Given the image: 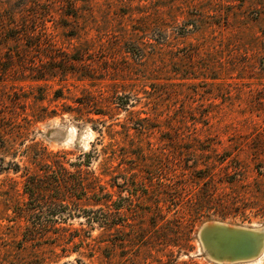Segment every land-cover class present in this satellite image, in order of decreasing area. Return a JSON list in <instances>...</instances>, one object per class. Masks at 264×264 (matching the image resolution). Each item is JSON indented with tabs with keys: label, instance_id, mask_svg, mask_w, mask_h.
<instances>
[{
	"label": "rangeland",
	"instance_id": "374dc122",
	"mask_svg": "<svg viewBox=\"0 0 264 264\" xmlns=\"http://www.w3.org/2000/svg\"><path fill=\"white\" fill-rule=\"evenodd\" d=\"M87 95L106 116L79 111ZM35 142L71 187L90 153L107 207L31 198L64 180L25 175ZM210 223L257 230L263 252L214 260ZM66 263L264 264V0H0V264Z\"/></svg>",
	"mask_w": 264,
	"mask_h": 264
},
{
	"label": "trees",
	"instance_id": "16d2710c",
	"mask_svg": "<svg viewBox=\"0 0 264 264\" xmlns=\"http://www.w3.org/2000/svg\"><path fill=\"white\" fill-rule=\"evenodd\" d=\"M63 70L66 69H61L59 66H51L48 68L50 78L54 77L56 74L59 72H64ZM59 92V90L56 91V94ZM61 95H56L55 98H60ZM120 99V98H118ZM121 100V99H120ZM77 102V101H76ZM80 107L79 111L82 110H94L92 111V114L104 117L106 116V112L102 111L101 109H96V104L97 102L93 99L91 95H87L85 97V101L81 102L79 101ZM119 106L124 108L126 105L124 103H119ZM81 109V110H80ZM88 112V111H87ZM34 116L33 121H39V120H45L50 117H53L56 115V111H50L47 113L45 109H40L36 111ZM43 113L44 115H41ZM80 114V113H79ZM19 117L18 113H14L7 119L9 121V129L15 130V133L11 132V135H8L7 140L15 141L23 139V134L27 133L28 130L25 128V126L21 125L20 123L17 122V119ZM90 120V119H89ZM91 121V120H90ZM141 121H147V119H141ZM26 123H29L28 121H25ZM93 122V120L91 121ZM27 125V124H26ZM142 129H147L146 126L144 125L141 127ZM21 130V131H20ZM22 156L27 157L28 160L31 162L30 165H34V170L30 166H25L23 167V171L25 175H32V172H42L44 174L43 178L45 179H52L57 178V180L64 179L62 182L63 184H58L55 188L57 191L63 189L62 193L57 194L55 197H48L44 199L45 195L42 194V190L46 189V185L42 186L41 183L38 184L37 182L34 183L31 186V190H28V186L25 185V191L31 198L34 197L33 199H37V201H41L44 203H51L52 201H59L61 205L63 206L64 203L66 206H68L70 203L75 206V209H79L81 205L86 206L88 202H91L88 205H97L100 207H107L108 205V200L105 198L104 201H99V199H96L98 193H102L104 190V186H102L99 182V177L94 176V172L90 171V164H91V159L92 156L90 153L88 154H82L78 157V161L76 163H73L72 166L75 167L73 174L75 175L74 180L76 181L75 186L71 187L66 180H68V176L70 175V171L65 167L66 162L64 161V157H62L59 153H51L46 150L43 146H41L39 143L35 142L32 143L28 148H26L24 151H22ZM105 165V164H104ZM17 169H19V165H15ZM108 168H102V174L101 175H106L108 176ZM55 176H52V175ZM28 176V177H29ZM88 177H93V182H90V184H86L85 180L88 179ZM33 179V177H31ZM61 183V182H60ZM74 190H78L79 196H75L73 194ZM29 191V193H28ZM74 196L77 200L76 202H72L69 199ZM91 196V197H90ZM97 200V201H96ZM94 201V203H92ZM82 203L81 205L79 203ZM64 208V207H63ZM25 211H23V214ZM34 214V213H33ZM23 215V216H24ZM26 216V215H25ZM66 264H72V263H66Z\"/></svg>",
	"mask_w": 264,
	"mask_h": 264
},
{
	"label": "water",
	"instance_id": "95a60500",
	"mask_svg": "<svg viewBox=\"0 0 264 264\" xmlns=\"http://www.w3.org/2000/svg\"><path fill=\"white\" fill-rule=\"evenodd\" d=\"M201 239L217 261L251 260L263 252L262 235L255 230L210 223L202 227Z\"/></svg>",
	"mask_w": 264,
	"mask_h": 264
},
{
	"label": "bare ground",
	"instance_id": "6f19581e",
	"mask_svg": "<svg viewBox=\"0 0 264 264\" xmlns=\"http://www.w3.org/2000/svg\"><path fill=\"white\" fill-rule=\"evenodd\" d=\"M257 231V230H256Z\"/></svg>",
	"mask_w": 264,
	"mask_h": 264
}]
</instances>
